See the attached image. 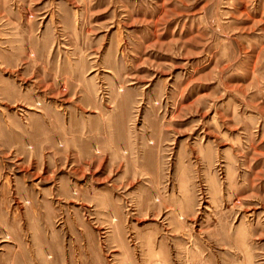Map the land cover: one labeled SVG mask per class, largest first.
<instances>
[{
	"label": "rangeland",
	"instance_id": "obj_1",
	"mask_svg": "<svg viewBox=\"0 0 264 264\" xmlns=\"http://www.w3.org/2000/svg\"><path fill=\"white\" fill-rule=\"evenodd\" d=\"M0 264H264V0H0Z\"/></svg>",
	"mask_w": 264,
	"mask_h": 264
}]
</instances>
